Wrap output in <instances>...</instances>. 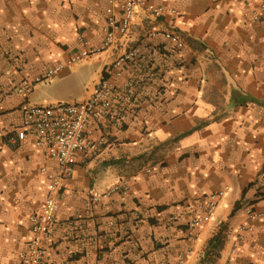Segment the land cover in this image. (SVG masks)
<instances>
[{
  "label": "crops",
  "instance_id": "crops-1",
  "mask_svg": "<svg viewBox=\"0 0 264 264\" xmlns=\"http://www.w3.org/2000/svg\"><path fill=\"white\" fill-rule=\"evenodd\" d=\"M149 1L180 15L155 20L140 9L131 32L99 52V71L79 98L41 100L34 97L38 85L28 97L42 105L85 100L105 66L136 45L149 63L128 124H106L109 143L89 160L80 157L66 180L46 264H177L179 253L190 247L187 264H264V216L246 215L249 206L264 213V23L252 17L264 0ZM107 4L0 0V264H20L29 214L41 209L47 194L41 169L53 174L58 167L32 136L10 145L8 136L23 123V97L15 88L68 59L82 41L101 47ZM153 28L175 30L186 47L149 38ZM71 74L69 67L54 78L59 83ZM122 178L131 181L129 195L88 206L92 194ZM226 188L217 212L189 245L193 210ZM245 224L246 238L239 241ZM221 225L224 245L208 256Z\"/></svg>",
  "mask_w": 264,
  "mask_h": 264
},
{
  "label": "built area",
  "instance_id": "built-area-1",
  "mask_svg": "<svg viewBox=\"0 0 264 264\" xmlns=\"http://www.w3.org/2000/svg\"><path fill=\"white\" fill-rule=\"evenodd\" d=\"M140 9L155 20L164 18L166 14L174 17L180 15L178 9H167L149 0H108L105 39L101 47L89 46L88 42L82 41L83 48L68 59L33 78L23 79L15 88V92L23 97L20 105L23 123L8 136L10 145L16 147L28 136H32L36 146L56 160L58 165L53 174L47 167L41 169V175L46 178L42 186L47 194L41 209L33 210L29 214L30 235L20 251V264H46L50 252L48 239L55 233L58 224L57 215L65 194L66 180L74 175L80 157L89 160L109 143V134L104 130L106 124L118 129H123L128 124L131 111L138 105V89L148 80L149 63L144 58L142 46L136 45L120 53L105 66L100 80L85 100L42 105L31 103L28 97L38 84L53 79L65 69L91 58L95 53L115 47L120 38L131 32ZM252 17L254 21L264 23V1L253 10ZM147 36L161 39L177 49L186 47L185 40L173 29L153 28L148 31ZM131 67L135 69V73L128 75ZM117 79L121 80L120 84H117ZM131 187V181L122 178L103 193L92 194L88 206L97 208L104 200L115 195L125 197L130 194ZM227 189L210 193L193 210L186 229L189 245L199 239L204 226L212 219L221 200L226 196ZM246 215L249 219H261L264 213L249 206ZM176 219L175 216L171 218L172 221ZM247 231L246 224L240 227L239 241L245 240ZM237 250V247L232 249L228 262L234 261ZM190 254L191 247L182 250L177 264H187Z\"/></svg>",
  "mask_w": 264,
  "mask_h": 264
},
{
  "label": "rangeland",
  "instance_id": "rangeland-1",
  "mask_svg": "<svg viewBox=\"0 0 264 264\" xmlns=\"http://www.w3.org/2000/svg\"><path fill=\"white\" fill-rule=\"evenodd\" d=\"M102 57V54L95 53L91 58L71 66L72 74L63 82L58 83L59 77H57L38 84L34 97L48 101L54 98L65 100L69 96H73L74 99L79 98V94L86 89V85L88 86L95 79L101 66Z\"/></svg>",
  "mask_w": 264,
  "mask_h": 264
},
{
  "label": "trees",
  "instance_id": "trees-1",
  "mask_svg": "<svg viewBox=\"0 0 264 264\" xmlns=\"http://www.w3.org/2000/svg\"><path fill=\"white\" fill-rule=\"evenodd\" d=\"M238 209V205H236L234 212ZM225 225H221L219 231L213 236V238L209 241L206 254L208 256H213L216 254V250L221 249L224 245V236L223 229Z\"/></svg>",
  "mask_w": 264,
  "mask_h": 264
}]
</instances>
